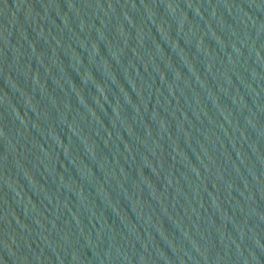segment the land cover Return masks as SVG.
I'll return each instance as SVG.
<instances>
[{"label":"water","instance_id":"1","mask_svg":"<svg viewBox=\"0 0 264 264\" xmlns=\"http://www.w3.org/2000/svg\"><path fill=\"white\" fill-rule=\"evenodd\" d=\"M0 264H264V0H0Z\"/></svg>","mask_w":264,"mask_h":264}]
</instances>
